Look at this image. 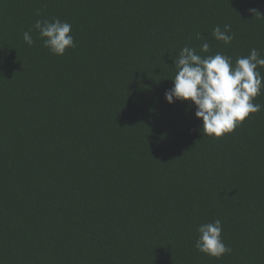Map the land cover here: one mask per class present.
<instances>
[{"label":"trees","instance_id":"16d2710c","mask_svg":"<svg viewBox=\"0 0 264 264\" xmlns=\"http://www.w3.org/2000/svg\"><path fill=\"white\" fill-rule=\"evenodd\" d=\"M249 9L264 0H0V264H264V89L221 138L165 99L184 46L264 56ZM54 18L62 56L33 28ZM217 219L219 259L194 247Z\"/></svg>","mask_w":264,"mask_h":264},{"label":"clouds","instance_id":"9594fccd","mask_svg":"<svg viewBox=\"0 0 264 264\" xmlns=\"http://www.w3.org/2000/svg\"><path fill=\"white\" fill-rule=\"evenodd\" d=\"M254 17L261 16L258 10L249 9ZM33 28L39 33L43 47L57 56L65 54L74 47V37L70 34L72 25L58 18L37 20ZM31 29L23 33L28 46L34 44ZM215 41L228 45L234 39L230 34V25L223 29L216 26L212 30ZM201 34H197V39ZM210 44L205 41L200 45V53H209ZM175 74L170 79L173 87L165 92L169 104L176 101L190 102L195 107V117L201 121L203 136L221 138L231 133L251 114L261 111V105L254 99L262 94L264 75L259 71L264 68V56L253 48L247 56L232 58L222 53L214 55L198 54L195 48L184 46L172 57ZM222 224L219 219L201 224L194 247L197 251L214 257L231 253L222 240Z\"/></svg>","mask_w":264,"mask_h":264}]
</instances>
